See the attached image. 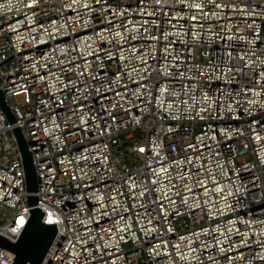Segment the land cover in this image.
I'll return each mask as SVG.
<instances>
[{
  "label": "built area",
  "instance_id": "1",
  "mask_svg": "<svg viewBox=\"0 0 264 264\" xmlns=\"http://www.w3.org/2000/svg\"><path fill=\"white\" fill-rule=\"evenodd\" d=\"M0 90V235L30 217L18 126L42 264H264V0H0Z\"/></svg>",
  "mask_w": 264,
  "mask_h": 264
},
{
  "label": "water",
  "instance_id": "2",
  "mask_svg": "<svg viewBox=\"0 0 264 264\" xmlns=\"http://www.w3.org/2000/svg\"><path fill=\"white\" fill-rule=\"evenodd\" d=\"M0 105L8 121L12 124L16 123L17 119L6 101L5 94L2 90H0ZM13 133L17 139L23 160L30 217L16 241L0 235V246L14 253L13 264H42L58 229L56 224H47L43 220L45 213L38 206L39 197L37 195L38 177L36 166L22 129L16 126L13 128Z\"/></svg>",
  "mask_w": 264,
  "mask_h": 264
},
{
  "label": "snow or ice",
  "instance_id": "3",
  "mask_svg": "<svg viewBox=\"0 0 264 264\" xmlns=\"http://www.w3.org/2000/svg\"><path fill=\"white\" fill-rule=\"evenodd\" d=\"M143 150V149H142ZM21 224H23V220L20 221Z\"/></svg>",
  "mask_w": 264,
  "mask_h": 264
}]
</instances>
